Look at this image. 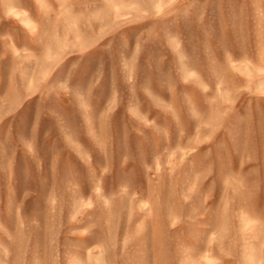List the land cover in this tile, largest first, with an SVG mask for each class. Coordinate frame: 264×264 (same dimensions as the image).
Wrapping results in <instances>:
<instances>
[{"label":"rangeland","instance_id":"374dc122","mask_svg":"<svg viewBox=\"0 0 264 264\" xmlns=\"http://www.w3.org/2000/svg\"><path fill=\"white\" fill-rule=\"evenodd\" d=\"M0 264H264V0H0Z\"/></svg>","mask_w":264,"mask_h":264}]
</instances>
